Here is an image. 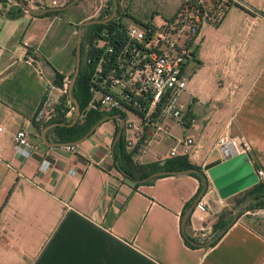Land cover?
I'll use <instances>...</instances> for the list:
<instances>
[{
	"label": "crops",
	"instance_id": "crops-1",
	"mask_svg": "<svg viewBox=\"0 0 264 264\" xmlns=\"http://www.w3.org/2000/svg\"><path fill=\"white\" fill-rule=\"evenodd\" d=\"M67 11L16 18L0 12V264H264V222L253 216H239L211 247L185 246L180 214L196 193L194 178H157L136 190L119 186L112 178L118 172L110 120L71 151L42 143L32 116L45 96L34 68L42 82L64 83L73 74L79 22L65 19ZM202 27L182 95L190 121L164 120L166 130L143 133L127 149L136 146V164L184 157L205 175L231 150L240 153L228 142L216 145L226 133L245 141L248 162L264 172V0H237L218 26ZM27 55L33 68L23 61ZM18 130L37 134L39 148L48 149L47 169H38L40 150L27 160L15 154ZM187 138L195 146L183 156ZM207 182L199 200L207 223L250 188L220 199ZM195 216L188 222L196 237Z\"/></svg>",
	"mask_w": 264,
	"mask_h": 264
},
{
	"label": "built area",
	"instance_id": "built-area-1",
	"mask_svg": "<svg viewBox=\"0 0 264 264\" xmlns=\"http://www.w3.org/2000/svg\"><path fill=\"white\" fill-rule=\"evenodd\" d=\"M236 3L237 0H185L173 18L159 26L149 22L142 24V27L128 25L121 39L112 42L104 38L100 45L94 43L93 51L84 58L85 65L89 67L87 90L90 99L86 110L113 113L121 118L126 145L139 141L143 133L166 130L164 120L180 125L190 121L188 105L180 98L186 87V69L195 59L199 30L204 25L218 26ZM30 4L31 0L27 6ZM24 63L33 68V56H25ZM34 70L38 75L41 74L38 69ZM43 84L46 94L36 120L47 123L53 117L58 101L52 95L54 86L47 81ZM59 92L65 93V83ZM66 99L67 111L64 117L69 121L73 117L74 108ZM110 121L114 127L119 128L117 119ZM126 132H129L128 136H125ZM33 140L38 141L34 143ZM227 142L240 153L248 150L243 139L229 137L226 133L217 139L216 145ZM12 143L15 154L24 160L29 159L35 150H40L43 159L38 169L44 171L48 168V149L39 148L36 133L18 130L12 137ZM182 144L186 147L182 151L183 156L191 152L187 147L195 146L189 138L184 139ZM63 148L71 151L73 146ZM174 155L175 150L171 149L169 156ZM254 172L257 182L264 183V172L260 169H254ZM112 178L119 186L124 184L133 188L134 184L118 173ZM194 212L198 226L192 227L193 233L205 241L211 237L213 223L204 221L202 215L206 207L200 201L194 205L190 216ZM243 215L261 219L264 217V208L253 213L247 211ZM261 238L264 240V232Z\"/></svg>",
	"mask_w": 264,
	"mask_h": 264
},
{
	"label": "trees",
	"instance_id": "trees-1",
	"mask_svg": "<svg viewBox=\"0 0 264 264\" xmlns=\"http://www.w3.org/2000/svg\"><path fill=\"white\" fill-rule=\"evenodd\" d=\"M60 12H43L39 14L38 16L44 17V16H50V15H56ZM111 11L107 13V15L104 17H100L98 20H102L109 16ZM12 13L8 14L9 18H12L13 16L16 18L20 15V11H17L14 13V15H11ZM83 31L81 34V49H80V67H79V73L76 77L75 83L71 88V97L72 99L77 103L79 108V117L75 121L74 124L70 126L71 120H66L64 117L65 112L67 111L66 105L63 104V101L60 100L59 105L55 107V112L53 118L42 125L40 128V131L50 124H56L58 126L51 128L49 131H47L46 139L50 142H71L79 139L82 137L88 129L96 123L101 117L104 115H112L113 113H101L96 111H90L86 110L87 103L90 99V94L87 90V80L89 75V67L83 63V51L84 48H88L85 57L91 54L93 51V44L96 42L95 39H108L110 41H114L115 39H121L124 36V32L126 27L123 26V24L120 21H117L116 19H113L106 24H94L89 25L86 27H82ZM81 30V29H78ZM57 86L60 87V82L56 83ZM67 100V99H66ZM59 124H63L62 126H59ZM118 131V127L116 126L113 133V139ZM136 151V146L127 149V146L124 142V131L122 130L120 137L115 142L112 150L110 151L113 165L115 167V170L122 175L125 179L132 182L133 188L132 190H136V188L140 185H149L151 184L155 179L140 183V180L143 179L146 175L158 171H175V170H184L189 168H195L201 171L200 168L195 167L193 165H190L187 160L184 157H174L172 159L166 160L164 162H153L148 163L145 165H139L133 162L132 155ZM192 178H194L197 183L198 187L196 190L195 195L184 204L182 212L180 214V217L182 214L186 211V209L191 205L194 198L198 194V192L201 190L202 187V177L197 174L188 175ZM162 178V177H159ZM205 194V193H204ZM240 197L238 199L234 200L233 206H237L240 203L244 202L245 200L249 198L258 199L262 196H264V183L258 182L257 184L253 185L246 191H243L239 193ZM264 207V201H253L249 203L246 207L247 210H257L262 209ZM239 216V215H238ZM233 213H230L227 211V209L221 211L217 216L216 220L212 224L211 227V237L210 239H214L217 237L208 247L213 246L220 237L227 231V229L231 226L229 225L230 221L232 220ZM184 231L186 235L194 240L199 242V238L192 236V233L189 231V222L188 219L186 223L184 224ZM181 238L183 240V243L188 248H195L191 246L183 237L182 233Z\"/></svg>",
	"mask_w": 264,
	"mask_h": 264
},
{
	"label": "water",
	"instance_id": "water-1",
	"mask_svg": "<svg viewBox=\"0 0 264 264\" xmlns=\"http://www.w3.org/2000/svg\"><path fill=\"white\" fill-rule=\"evenodd\" d=\"M21 3V6L24 10L29 12L32 16H38L39 14L49 11V12H62L70 7L74 6L79 0H70L67 4H65L62 7H55V8H47L43 11L37 12L32 9H28V6L24 4L21 0H18ZM7 0H0V4H5ZM116 1L112 0V10L111 13L108 17L102 19V20H88L85 21L81 24L80 28L86 27L89 25H94V24H106L107 22L113 20L115 14H116ZM28 9V10H27ZM80 49H81V30H78L77 32V38H76V43H75V51H74V57H75V64H74V70L71 79L69 80V83L67 85V98L71 102L74 108L73 112V117L70 123V126L75 123L77 118L79 117V108L77 103L72 99L71 97V88L75 83L76 77L79 73V66H80ZM112 119H117L119 121V128L118 131L112 141L111 145V150L115 144V142L118 140V138L121 135L122 132V127H123V121L121 118H119L117 115L112 114V115H104L101 117L96 123H94L88 131L79 139L71 142H65V143H60V142H50L45 138V134L47 131H49L51 128H54L58 125L56 124H50L44 127L41 132H40V139L42 143L49 148L53 147H65V146H75L79 143H81L83 140H85L87 137H89L95 129L101 125L103 122L112 120ZM63 124H59V126H62ZM192 174H197L202 177V187L201 190L198 192L196 197L194 198L193 202L191 205L186 209V211L182 214L180 217V231L184 237V239L193 247L195 248H205L208 247L217 237L214 239H210L209 241L205 242H197L192 239H190L185 231H184V224L186 223L187 219L189 218V215L193 211L194 205L201 199V197L204 195L208 182L207 178L210 180L211 185L215 189L218 197L220 199H226L248 187H251L255 184H257V178L254 172V169L248 162L247 156L245 153H239L236 154L235 151L231 150L230 155L221 163L209 168L206 170V173L202 171H199L198 169L195 168H189V169H184V170H175V171H163V170H158L154 171L148 175H146L143 179L140 180V183H144L153 179H157L159 177H167V176H181V175H192ZM264 201V196L258 198V199H253L249 198L242 202L237 210L235 211L232 220L230 221L229 225H232L238 218V215L242 212L243 208L247 206L249 203L253 201Z\"/></svg>",
	"mask_w": 264,
	"mask_h": 264
},
{
	"label": "rangeland",
	"instance_id": "rangeland-1",
	"mask_svg": "<svg viewBox=\"0 0 264 264\" xmlns=\"http://www.w3.org/2000/svg\"><path fill=\"white\" fill-rule=\"evenodd\" d=\"M21 1L27 5L30 0H21ZM69 1L70 0H31V4L29 5V7H31V9L34 11L40 12L47 8L62 7L65 4H67ZM115 1L117 4V7H116V14L113 19L120 21L124 27H127L128 25H135L138 27H142V24H145L148 22L151 23L152 25L159 26L163 24L165 21L171 20L174 17L175 12L178 9L179 5L185 0L183 1L182 0H115ZM67 10L68 11L63 14V17L65 19H69V21L79 22L76 27L77 32H78V29L80 28L83 22L88 21V20H98L100 17H103V16L105 17L107 13L109 12V10L110 11L112 10V0H79L74 6L70 7ZM17 11H20L25 15L31 16L29 12H26V10L22 8L21 3L18 0H7L5 4H0V12L4 13L6 16H8L9 13H12L11 15L13 16L14 13ZM82 29L83 28H81V34L83 31ZM95 41H96L95 43L98 45L102 43V39L97 38L95 39ZM87 49L88 48L86 47L84 48V51H83V63H84L85 53ZM80 62H81V59H80ZM35 74L38 80L40 81L39 83L41 85L42 92L45 96L46 89L40 78L42 77V75L41 74L38 75L37 73ZM71 77H72V74L70 78L64 82L65 83V93L61 92L59 94L56 90H53L54 91L53 93H56L59 95L58 99L63 101L64 105H67L66 104V98H67L66 89H67V85ZM64 83L61 82L60 87H59L56 85V83L51 82V84L56 89L57 88L63 89ZM43 100L40 101V103L38 104L36 108V111L34 112L32 116V124L34 126V129L37 130L38 132L40 131V128L42 127V125L45 124L44 122H42V120H39V119L36 120L38 116L37 115L38 110L40 109ZM180 100L186 101L183 98V96L180 98ZM52 118L53 117H51V119ZM130 119L134 120L132 117H130ZM239 205L237 206L234 205L230 207L229 209H227V211H229L230 213H233L234 215ZM246 207L247 206L244 207V211H242L239 214V216L243 215V213L247 211H249L250 213H253L254 211H256V210H247ZM260 218L264 222V217H260Z\"/></svg>",
	"mask_w": 264,
	"mask_h": 264
},
{
	"label": "bare ground",
	"instance_id": "bare-ground-1",
	"mask_svg": "<svg viewBox=\"0 0 264 264\" xmlns=\"http://www.w3.org/2000/svg\"><path fill=\"white\" fill-rule=\"evenodd\" d=\"M28 9H31V7H28ZM28 9H27V10H28ZM26 12H27V11H26Z\"/></svg>",
	"mask_w": 264,
	"mask_h": 264
}]
</instances>
